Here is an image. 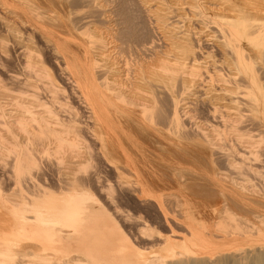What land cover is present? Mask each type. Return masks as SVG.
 <instances>
[{"label":"bare ground","instance_id":"6f19581e","mask_svg":"<svg viewBox=\"0 0 264 264\" xmlns=\"http://www.w3.org/2000/svg\"><path fill=\"white\" fill-rule=\"evenodd\" d=\"M263 169L264 0H0V264H264Z\"/></svg>","mask_w":264,"mask_h":264},{"label":"rangeland","instance_id":"374dc122","mask_svg":"<svg viewBox=\"0 0 264 264\" xmlns=\"http://www.w3.org/2000/svg\"><path fill=\"white\" fill-rule=\"evenodd\" d=\"M261 171L264 172V169L261 170ZM52 173H53V172H52ZM52 173H51V174H52ZM6 174H9V173L6 172ZM263 174H264V173H263ZM53 175H54V174H53ZM101 175H102V174H101ZM54 177H56V176L54 175ZM100 179H102V177H100ZM35 180H36V179H35ZM37 180H40V181L42 182V178H40V176H38ZM40 181H39V182H40ZM41 182H40V184H42ZM111 184H113V183H111ZM2 192H3L4 194H5V193L7 194V191H6V192H5V191H2ZM119 199H120V200H118V202H116L117 204H119V205L121 204L122 207H123V204H124L125 206H124L123 208L128 209V210L131 209L130 211H132V213H134V211H133V210H134V209H133V205L130 204V202H127V203H126L125 200H124V201L122 200V203H121V197H120V196H119ZM119 201H120V202H119ZM131 205H132V207H130ZM129 208H130V209H129ZM143 218H145V217H144V215L142 214V218H140V221H141V222H144V219H143ZM152 220H153V218H152ZM152 220L148 221V226H150V228H153V231L151 232V234H152L153 236H157V235H158L157 224H153V225H151V224H152ZM149 224H150V225H149ZM127 229H128V228H127ZM125 231L128 233L127 230H125ZM3 235H4V234H3ZM133 246L136 248L135 245H133ZM33 250H36V249H33ZM134 250H137V251L139 250V252H142L143 254L149 252L148 254L151 255V254H153V253H151L150 251H151V250H152V251H153V250L155 251V250H157V249H137V248H136V249H134ZM149 250H150V251H149ZM154 251H153V252H154ZM27 252L34 253V251H32V249H30V250L27 249ZM41 253H43V251H41ZM148 254H147V255H148ZM75 255H76V253H75ZM147 255H146V256H147ZM18 256H19V255H16L15 258H18V259H19ZM28 257H30V256H28ZM28 257H27V256L22 257V261H24V260H25L26 258H28ZM23 259H24V260H23ZM69 260H71V258H70ZM17 261H18V260H17ZM20 261H21V260H20ZM111 261H112L114 264H118V263H120V262L123 261V258H122V256H116V257L113 256L112 259H111ZM36 262H37V264H42L41 261H36ZM60 262H61V261H60ZM60 262H58V263L60 264ZM69 262H70V261H69ZM69 262H68V263H69ZM62 263L65 264V263H67V262H66V261H63V262H61V264H62ZM70 263H72V264H76V262H74V261H71ZM70 263H69V264H70ZM22 264H24V262H22ZM51 264H52V263H51Z\"/></svg>","mask_w":264,"mask_h":264}]
</instances>
